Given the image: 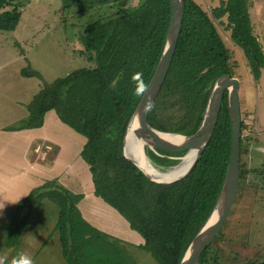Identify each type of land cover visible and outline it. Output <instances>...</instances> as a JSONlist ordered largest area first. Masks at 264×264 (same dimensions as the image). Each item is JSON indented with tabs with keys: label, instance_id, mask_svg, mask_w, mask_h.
I'll use <instances>...</instances> for the list:
<instances>
[{
	"label": "trees",
	"instance_id": "trees-1",
	"mask_svg": "<svg viewBox=\"0 0 264 264\" xmlns=\"http://www.w3.org/2000/svg\"><path fill=\"white\" fill-rule=\"evenodd\" d=\"M64 5L68 10L75 5L81 10L112 9L90 20L82 36L84 53L94 66L44 83L28 105L29 116L14 130L41 128L45 115L55 111L62 123L87 139L81 157L89 168L94 194L141 235L144 244L137 248L158 264H180L224 187L232 147L228 95L212 139L192 170L172 183L152 180L127 154V134L166 45L171 0H139L134 7L128 6V0H65ZM23 7L14 0H0V30L14 31ZM249 9V0H227L209 14L194 0H185L172 65L149 115L153 128L167 134H195L217 80L223 75L234 77L230 51L214 20L227 17L231 40L243 51L254 78H260L264 53L253 34ZM22 75L43 79L30 66ZM242 150L243 140L241 158ZM50 195L56 196L60 208L56 231L67 264H137L118 241L85 219L79 208L83 195L52 182L19 202L5 239L8 249L18 246L33 209ZM211 251L212 244L199 264L212 263ZM213 264L223 263L213 257ZM246 264H264V259Z\"/></svg>",
	"mask_w": 264,
	"mask_h": 264
},
{
	"label": "rangeland",
	"instance_id": "rangeland-1",
	"mask_svg": "<svg viewBox=\"0 0 264 264\" xmlns=\"http://www.w3.org/2000/svg\"><path fill=\"white\" fill-rule=\"evenodd\" d=\"M194 1L211 14L214 8L227 0ZM14 2L24 5L21 8V21L14 31H0V48L7 47L9 50L11 47L17 55H22L16 62L9 61L15 58L12 55L8 60L0 59V194L10 191L8 198H5V194L0 195V198H4L2 202L6 201L3 202L4 206L0 204V264H67L62 255L59 232L56 231L60 208L55 195L44 197L33 209L17 247L8 249L5 243L19 202L47 182H52L54 187L61 185L83 194L81 208L94 222L92 225L102 227L98 229L118 241L135 257L137 264H158L150 254L133 245V239L138 238L141 242L142 239L129 223L112 207L105 206L100 198L104 208L112 213L116 224L119 226L122 225L121 221L124 222L135 235L133 238L120 226L119 229L127 237L123 236L114 227L112 218L102 211L103 207L94 199L95 196L90 195L89 179H85V174L87 177L89 173L84 160L83 167L77 164V169L66 171L74 158L75 148L82 144H77L74 132L60 121L55 111L45 115L41 128L14 130L29 116L28 105L44 83L65 77L76 69L94 66L84 53L82 36L88 22L96 15L110 14L111 7L81 10L75 5L68 10L64 8L65 0ZM138 3L139 0H128L129 7L137 6ZM249 3L253 34L264 53V0H249ZM214 24L230 51L234 77L241 82L239 97L244 127L242 176L237 199L229 218L212 243L210 257L211 264L213 257H218L223 264H246L249 260L264 259V126L260 122L264 95L260 78H254L243 51L231 40L227 17L214 20ZM28 66L38 71L43 79L21 76V71ZM128 140L126 151L134 161L135 157L130 151L132 145H128ZM169 142L183 145L175 140ZM152 149L161 154L165 152L154 146ZM146 152L160 171L178 167L179 161L185 157L178 161L170 159L175 156L172 153L160 156L149 148Z\"/></svg>",
	"mask_w": 264,
	"mask_h": 264
},
{
	"label": "water",
	"instance_id": "water-1",
	"mask_svg": "<svg viewBox=\"0 0 264 264\" xmlns=\"http://www.w3.org/2000/svg\"><path fill=\"white\" fill-rule=\"evenodd\" d=\"M171 9L170 26L163 54L136 109L130 131L127 134V139L129 138L130 133H133L134 137L140 144L139 147H142L144 151H147V148H149L156 155L160 156L172 153L175 156L170 158L171 160L174 159L179 161L183 156H186L191 151H195L196 158L190 169L183 175L185 176L192 170L196 161L201 158L204 150L210 143L217 127L226 91H228V102L232 121V147L224 187L209 221L194 239L180 262V264H199L203 252L213 243L229 218L237 197L241 173L242 115L239 97L241 82L239 79L231 77L230 75H223L217 80L210 96L204 121L195 134L191 136H183L187 139L185 144L178 146L171 142H167L160 137L162 132L156 130L150 125L149 115L172 65L182 30L185 15V0H171ZM260 70L261 76L259 81L264 95V68H261ZM260 122L264 126V108L261 113ZM150 138L154 140V147L156 149L164 150V154L158 153L152 149L149 142ZM180 178L166 183L175 182ZM219 207L220 212L216 221L210 226L207 233L204 234V230L209 225L211 218L215 215L216 211H218Z\"/></svg>",
	"mask_w": 264,
	"mask_h": 264
},
{
	"label": "bare ground",
	"instance_id": "bare-ground-1",
	"mask_svg": "<svg viewBox=\"0 0 264 264\" xmlns=\"http://www.w3.org/2000/svg\"><path fill=\"white\" fill-rule=\"evenodd\" d=\"M160 137L163 140H166L169 142L170 140H175L180 142L181 144L186 143V138L183 136H177V135H172V134H165L161 133ZM128 145L131 144L130 151L133 152V155L135 157L134 161L136 164L153 180L158 181V182H169L175 179H178L182 177L192 166L195 158H196V152L191 151L188 155H186L184 158L181 159L178 167L176 168H171L167 171H160L155 167V165L152 163L151 159L147 155L146 151L142 149V147H139L140 144L134 137L133 133H130L129 138H128ZM151 147L154 146V140L149 139ZM131 157V156H130ZM171 170V171H170ZM220 212V207L218 211H216L215 215L211 218L209 225L206 227L204 230V234L207 233L208 229L210 226L216 221L217 216Z\"/></svg>",
	"mask_w": 264,
	"mask_h": 264
},
{
	"label": "crops",
	"instance_id": "crops-1",
	"mask_svg": "<svg viewBox=\"0 0 264 264\" xmlns=\"http://www.w3.org/2000/svg\"><path fill=\"white\" fill-rule=\"evenodd\" d=\"M0 31H2V30H0ZM4 32H11V31H4ZM7 47H1L0 48V53H1V56H0V59H2V60H8L9 58H11L10 56L12 55V56H14L15 58L12 60H9V61H12V62H14L16 59H18V58H21V54L20 53H18V55H17V53H15V50H11V47H9V50L8 49H6ZM14 49V48H13ZM9 61H7V62H9ZM6 62V61H5ZM16 62V61H15ZM21 76H23L22 75V71H21ZM24 77V76H23ZM26 78V77H25ZM28 79V78H27ZM38 79V78H37ZM34 98V97H33ZM32 101V100H31ZM44 126V125H43ZM73 132H74V135L76 136V138H77V144H82V146L81 147H76L75 148V152H74V158H72V162L70 163L71 165H69L68 166V168L66 169V171H73L74 170V168H76L77 169V164H82V167H83V165H84V163H83V161H82V158H81V152L83 151V149H84V146L86 145V143H87V139L84 137V136H82V135H80V134H78V133H76L74 130H72ZM76 158V159H75ZM79 159H81L80 161H79ZM74 162H76V165L74 164ZM85 162V161H84ZM28 163H29V160H28ZM86 163V162H85ZM29 166H30V164H29ZM86 166H87V164H86ZM31 167V166H30ZM20 169V168H19ZM87 170H88V173H89V176H87L86 177V174H85V179H89L88 180V183H90V191H89V193H90V195H92L93 197H94V199L96 200V201H98L101 205H102V200H100V198H98L95 194H94V184H92L93 183V181H92V178H91V175H90V172H89V168H88V166H87ZM29 171H30V169H29ZM60 177H61V174H60ZM68 190H70V189H68ZM70 191H72L73 192V190L71 189ZM74 192H76L75 194H77V191H74ZM73 192V193H74ZM3 194H5L4 196H5V198H8V196L7 195H9L10 194V191H8L7 193L5 192V193H2V194H0V195H3ZM81 195H83V194H81ZM86 195H87V193H86ZM1 197V196H0ZM84 198V197H83ZM2 199H4L3 197L2 198H0V204L2 205V206H4V203L6 202V201H3L2 202ZM6 200V199H5ZM83 200V199H82ZM81 203H82V201L80 202V204H79V208H81ZM103 204L105 205V206H107V207H109L107 204H105L104 202H103ZM102 207H103V209H102V211H105L106 212V214L107 215H109L111 218H112V213L111 212H109V211H107L106 210V208H104V206L102 205ZM112 209V208H111ZM81 210H82V208H81ZM115 211V210H114ZM116 212V211H115ZM82 213L84 214L83 216L85 217V219L86 220H88L91 224L92 223H94L93 221H91L90 220V218L83 212V210H82ZM122 217V216H121ZM123 218V217H122ZM124 219V218H123ZM112 220V223L114 224V227L115 228H117V230H119L120 232H121V230L119 229V227L121 226V227H123L124 228V232L125 233H127L129 236H130V238H133V237H135V235H133L131 232H130V229L129 228H127V226L124 224V222H122L121 221V224L122 225H120L119 224V226L116 224V222L113 220V218L111 219ZM94 226V225H93ZM98 228H102V227H100L99 225H98ZM135 232V231H134ZM121 234L123 235V236H125V234H123L122 232H121ZM125 237H127V236H125ZM140 237H141V235H140ZM129 238V237H128ZM141 239H142V242H141V240H139L138 238L137 239H133L132 241H133V245L134 246H140V245H142V244H144V239L141 237Z\"/></svg>",
	"mask_w": 264,
	"mask_h": 264
},
{
	"label": "flooded vegetation",
	"instance_id": "flooded-vegetation-1",
	"mask_svg": "<svg viewBox=\"0 0 264 264\" xmlns=\"http://www.w3.org/2000/svg\"><path fill=\"white\" fill-rule=\"evenodd\" d=\"M233 77V76H232ZM235 78V77H234ZM225 95H228V91H226V94ZM229 103V102H228ZM244 126H242V128H243Z\"/></svg>",
	"mask_w": 264,
	"mask_h": 264
}]
</instances>
